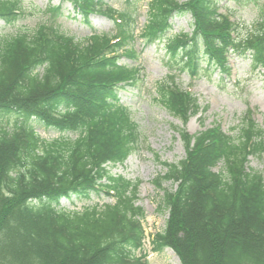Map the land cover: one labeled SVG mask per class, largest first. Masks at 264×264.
<instances>
[{"label": "trees", "instance_id": "obj_1", "mask_svg": "<svg viewBox=\"0 0 264 264\" xmlns=\"http://www.w3.org/2000/svg\"><path fill=\"white\" fill-rule=\"evenodd\" d=\"M65 3L86 19L113 20L116 35L77 41L62 32L53 20ZM21 5L0 0V18L18 15ZM48 10L50 23L0 35V112L18 115L12 129L0 122V264H142L136 257L145 240V215L136 206L140 182L107 169L123 164L140 142L138 124L118 93L140 73L120 63L136 58L137 19L100 0H60ZM182 14L192 16L193 30L170 36L167 50L182 54L191 73L205 62L228 74L231 52L249 55L264 71V20L240 38L219 0H150L140 37L154 44ZM173 83L157 84L158 101L186 126L199 101ZM37 122L61 136L41 138ZM179 133L186 157L163 162L166 171L154 181L169 211L154 249H173L182 264H264V175L249 167L251 157L264 156V129L249 112L236 137L219 127ZM166 182L176 188H163ZM99 188L112 192L115 202L82 211L60 207L62 198L89 199Z\"/></svg>", "mask_w": 264, "mask_h": 264}, {"label": "rangeland", "instance_id": "obj_2", "mask_svg": "<svg viewBox=\"0 0 264 264\" xmlns=\"http://www.w3.org/2000/svg\"><path fill=\"white\" fill-rule=\"evenodd\" d=\"M104 4L120 12L137 14L136 34H140L148 16L150 0H101ZM184 3L188 0H177ZM21 14L17 18L4 22L0 20V35L13 36L34 31L39 25L52 21L49 7H55L59 0H21ZM221 12L229 15L237 23L240 38L257 30L258 23L264 20V0H219ZM64 16L56 20L62 32L75 36L77 41H84L94 34H116L114 22L106 17L92 15L90 23L69 4L63 6ZM172 30L155 45L145 47L142 39L134 44L140 52L138 60L121 59V63L133 64L141 68L140 79L135 86L120 90L121 103L129 108L133 120L138 124L140 144L138 150L124 164L109 165L108 170L114 177H124L129 181L140 182L136 206L143 209L145 218L143 227L146 239L143 248L137 252L142 264H182L177 254L171 249L156 251L153 238L162 232L169 219V211L162 205L164 191L154 183L166 169L163 162L178 163L185 158L186 149L179 130L197 134L207 128L219 127L228 135L236 137L242 127V119L248 110H256L255 118L264 129V73L251 65L250 56L240 57L230 54L232 76L227 78L218 71L213 72L202 62L199 73L194 77L181 55H172L167 49L168 38L180 32L190 33L193 20L189 14L175 17ZM172 75L175 82L184 91L194 94L200 105L197 115L186 126L174 118L158 101L157 83ZM174 81V80H173ZM18 115L15 112H0V122L7 128H13ZM36 130L41 138L53 140L61 134L47 128L43 123H36ZM159 158V159H158ZM249 167L264 175V156L251 157ZM163 188L175 187L163 183ZM107 194V193H106ZM104 192L94 193L90 199L76 198L62 200L61 206L70 211H82L85 208L113 204L115 197Z\"/></svg>", "mask_w": 264, "mask_h": 264}]
</instances>
